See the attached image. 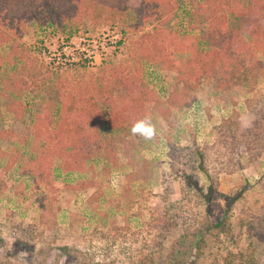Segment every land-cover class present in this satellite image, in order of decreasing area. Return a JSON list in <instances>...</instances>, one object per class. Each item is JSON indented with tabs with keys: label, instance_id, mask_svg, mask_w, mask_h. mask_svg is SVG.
Listing matches in <instances>:
<instances>
[{
	"label": "rangeland",
	"instance_id": "rangeland-1",
	"mask_svg": "<svg viewBox=\"0 0 264 264\" xmlns=\"http://www.w3.org/2000/svg\"><path fill=\"white\" fill-rule=\"evenodd\" d=\"M202 1L178 0L168 27L201 37ZM135 21L133 10L123 21L77 29L29 21L0 46V264H224L232 256L236 264H264V72L243 91L204 80L170 104L175 72L145 61L141 76L156 94L145 118L156 136H133L129 124L113 130L110 107L98 97L126 89L121 81L104 89L97 79L159 23L134 32ZM16 46L38 71L10 110L6 81L25 65L11 57ZM94 79L91 103L102 118L91 117L96 145L77 166L83 127L64 95ZM64 141L69 155L61 158Z\"/></svg>",
	"mask_w": 264,
	"mask_h": 264
},
{
	"label": "trees",
	"instance_id": "trees-1",
	"mask_svg": "<svg viewBox=\"0 0 264 264\" xmlns=\"http://www.w3.org/2000/svg\"><path fill=\"white\" fill-rule=\"evenodd\" d=\"M178 6V0H0V46L20 37L22 28L29 21L57 20L77 29L92 22L123 21L133 10L136 16L134 32L144 31L159 22L132 43L128 60L120 64L109 63L97 79L103 82L104 89L116 81H121L126 89L124 95L116 98L106 90L98 97L110 107L109 125L113 130L124 124L132 126L148 114L147 102L156 94L144 85L141 72L145 61L159 63L175 72L177 83L170 104L183 103L188 93L204 80L212 82L218 90L230 92L234 89L243 91L259 79L264 72L261 59L264 57V0H250L247 5L242 0H203L196 11L204 17L208 27L207 32L197 39L181 36L168 27ZM12 50L11 57H21L25 65L18 75H14L15 79L12 77L6 81L10 110H14L10 103L17 89L24 91L28 88L30 81L27 78L32 80L33 72L38 71L23 47L16 46ZM131 60L137 63L135 70L131 69ZM99 81L94 79L89 86L81 85L71 90V95H64L66 102L71 98L76 103L74 116L79 119L77 124L83 127L82 148L72 155L77 166L82 164L85 155L94 152L93 145H96L89 122L95 114L102 118L101 108L91 103ZM64 87L68 86L64 84ZM65 127L59 133L62 138L67 132ZM37 130V137L44 138L42 127ZM62 147L57 153L65 158L69 155V147L65 141ZM235 262L232 256L226 258L224 264Z\"/></svg>",
	"mask_w": 264,
	"mask_h": 264
},
{
	"label": "clouds",
	"instance_id": "clouds-1",
	"mask_svg": "<svg viewBox=\"0 0 264 264\" xmlns=\"http://www.w3.org/2000/svg\"><path fill=\"white\" fill-rule=\"evenodd\" d=\"M130 132L133 136H138L148 141L156 136V127L150 119L144 118L134 122Z\"/></svg>",
	"mask_w": 264,
	"mask_h": 264
}]
</instances>
